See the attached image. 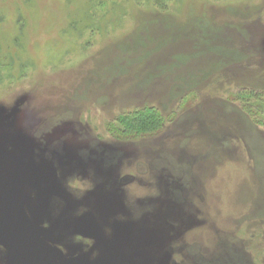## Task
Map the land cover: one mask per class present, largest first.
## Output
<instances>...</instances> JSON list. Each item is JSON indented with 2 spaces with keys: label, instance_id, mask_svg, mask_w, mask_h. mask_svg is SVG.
Instances as JSON below:
<instances>
[{
  "label": "rangeland",
  "instance_id": "374dc122",
  "mask_svg": "<svg viewBox=\"0 0 264 264\" xmlns=\"http://www.w3.org/2000/svg\"><path fill=\"white\" fill-rule=\"evenodd\" d=\"M0 176L49 264H264V0H0Z\"/></svg>",
  "mask_w": 264,
  "mask_h": 264
},
{
  "label": "water",
  "instance_id": "95a60500",
  "mask_svg": "<svg viewBox=\"0 0 264 264\" xmlns=\"http://www.w3.org/2000/svg\"><path fill=\"white\" fill-rule=\"evenodd\" d=\"M4 173L2 169L1 175ZM1 183L0 176V241L11 245L12 250L23 257L24 264H49L40 243L34 238L20 212L21 202L17 190Z\"/></svg>",
  "mask_w": 264,
  "mask_h": 264
},
{
  "label": "bare ground",
  "instance_id": "6f19581e",
  "mask_svg": "<svg viewBox=\"0 0 264 264\" xmlns=\"http://www.w3.org/2000/svg\"><path fill=\"white\" fill-rule=\"evenodd\" d=\"M42 134H43L42 131L39 134L36 133L31 140H28V141L26 140V142L22 143L20 145L19 149H20V153H23V156L26 153H28L31 150L32 147L37 148L38 150L41 151V157H40L39 161L36 164L34 163V166H36L35 168L39 169V175L38 176H34V174H32L33 178H32V180L31 179L30 180H31V182H33L34 179H36L37 185H41L42 182L47 181V183H48L47 186L48 187H50V186L52 187V186L55 185L56 182H55V178L53 177V172L52 171L50 172V164L49 163H50L51 159H50V157H47V153H46V151L48 150V148L50 146H52V144H50V140L47 137L43 136ZM30 170H32V169L30 167H28L26 169V174L29 173L31 175V171ZM113 179L116 180L117 178L112 177V180ZM152 181H153L152 182L153 186L156 187V185H157L156 181L157 180L156 179H152ZM91 185H92V182L89 181L88 186H91ZM88 186L84 187L85 189L80 194V197L83 196L82 198H85V200H89V201L91 200L92 201V200L95 199V196H93L91 193H89ZM39 190H42V187H40ZM115 190H116V188H115ZM53 193H57V191L55 190V191H53ZM65 193L62 192L60 194V198L61 199L64 198V199H66L68 201H75L76 200V197H73L71 195H66ZM55 195H56V197L59 198L58 194H55ZM116 195H117V198L119 199L120 198L119 195L117 193H116ZM42 199H43V197H42ZM179 213H182V215H184V219L181 220L184 224L186 223V221L190 220L189 217L185 216L186 213H184V210H181ZM64 219H65V222H66V220H68V218L67 219L64 218ZM69 230H74V229L73 228H69ZM133 240L134 239H129V242L133 241ZM116 242H118V241H116ZM115 252H116V250L114 249L113 253H115Z\"/></svg>",
  "mask_w": 264,
  "mask_h": 264
},
{
  "label": "trees",
  "instance_id": "16d2710c",
  "mask_svg": "<svg viewBox=\"0 0 264 264\" xmlns=\"http://www.w3.org/2000/svg\"><path fill=\"white\" fill-rule=\"evenodd\" d=\"M114 124V127L109 126V131L112 130L115 138L123 140L128 134L143 136L154 133L160 129L163 122L158 110L149 107L123 113L115 120Z\"/></svg>",
  "mask_w": 264,
  "mask_h": 264
}]
</instances>
